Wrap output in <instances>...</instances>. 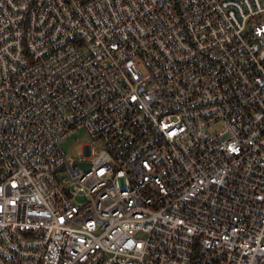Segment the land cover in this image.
Segmentation results:
<instances>
[{
    "label": "built area",
    "instance_id": "1",
    "mask_svg": "<svg viewBox=\"0 0 264 264\" xmlns=\"http://www.w3.org/2000/svg\"><path fill=\"white\" fill-rule=\"evenodd\" d=\"M0 264H264V0H0Z\"/></svg>",
    "mask_w": 264,
    "mask_h": 264
},
{
    "label": "rangeland",
    "instance_id": "2",
    "mask_svg": "<svg viewBox=\"0 0 264 264\" xmlns=\"http://www.w3.org/2000/svg\"><path fill=\"white\" fill-rule=\"evenodd\" d=\"M219 127L211 130L212 133H217ZM92 145L96 149H100L102 146L94 140V138L85 130H79L72 136L67 138L61 143V150L63 151L67 162L74 164L81 162L84 155V146Z\"/></svg>",
    "mask_w": 264,
    "mask_h": 264
},
{
    "label": "water",
    "instance_id": "3",
    "mask_svg": "<svg viewBox=\"0 0 264 264\" xmlns=\"http://www.w3.org/2000/svg\"><path fill=\"white\" fill-rule=\"evenodd\" d=\"M81 166H83V167H85V168H89V165L87 164V165H81Z\"/></svg>",
    "mask_w": 264,
    "mask_h": 264
}]
</instances>
